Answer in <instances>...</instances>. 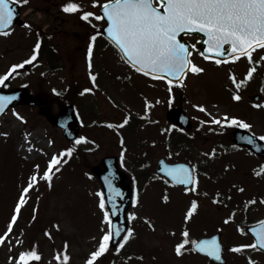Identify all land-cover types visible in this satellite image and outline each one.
Here are the masks:
<instances>
[{
	"label": "rangeland",
	"instance_id": "rangeland-1",
	"mask_svg": "<svg viewBox=\"0 0 264 264\" xmlns=\"http://www.w3.org/2000/svg\"><path fill=\"white\" fill-rule=\"evenodd\" d=\"M81 1L84 5L92 0ZM38 16H33V20ZM60 17V29H68L74 24L72 16ZM17 31L26 33L21 29ZM11 39L15 44L16 35L0 36V76L9 72L11 63L20 64L18 61L27 55L26 47L21 51L16 46L14 51L7 50ZM82 61L74 60L72 68L62 65L58 71L49 70L46 74L44 72L50 68L40 61L30 69L29 76L13 73L0 85L4 91L27 87L34 91L32 95L42 99L45 110L52 114L58 113L63 106L56 98L68 86L77 87L82 95L77 102L76 113L84 122L80 123L83 126H80L77 140L81 136L87 137L86 142H68L58 128L40 115L38 107L16 104L0 118V218L8 220L13 215L27 217V224L17 226L18 229L10 232L0 246L4 264L6 260L14 264L19 243H27L28 250L33 249L28 246L30 241L24 243V240L27 233L32 235L34 232H37L35 235L43 247L40 259L29 264H60L53 260L52 244L60 245L62 234L69 243L70 260L65 264H87L91 253L99 247L101 235L107 231L104 209L99 206L100 185L90 171L93 165L101 168L100 161L106 155H118L122 159L119 163L130 183L131 179L141 181L138 199L127 209L129 227L135 240L130 236L123 241L118 257L108 259L107 264H204V260L190 252V259L174 255V243L184 238L182 233L185 228L192 241L205 232L219 231L227 245L250 244L245 233H236V226L241 224L244 230V222L253 224L264 219V173L257 171L262 168V162L245 149L233 147L231 138L228 142L223 141L218 132L221 124L214 123L213 118L223 120L225 114L236 117L250 124L251 131L264 136V59L254 58L246 66L248 63L243 61L217 64L193 57V62L205 71L188 74L179 87L180 104L193 123V128L185 131L186 134L166 125L165 114L170 99L168 85L132 71L117 72L119 75L116 76V72L110 71V63L106 64V70L98 61H94V66L84 74ZM53 64L59 65L60 61ZM79 66L82 68L79 69ZM251 67H255L256 71L249 79L246 73ZM89 72L96 76L95 83ZM230 72L234 73L237 81H244L239 88L228 75ZM85 88H92L93 91L85 93ZM237 93L241 96L238 101L233 98ZM255 93L259 94V99L253 102L250 96ZM144 102L147 105L151 102L152 106L143 108ZM260 104L262 106L259 107ZM198 105H203L206 111ZM148 109L155 121L144 119L142 114H146ZM124 111L125 117H129L127 124L121 122L125 118ZM103 122L115 126L120 124L124 128L121 129L123 144L118 140L120 130L106 127ZM199 124H202L200 129ZM225 127V131H231L233 126ZM200 130L203 133H199ZM191 135L195 138L190 139ZM161 141L175 146L169 152L167 150L170 162L180 160L191 164L196 187L189 195L191 198L162 178L151 177L155 161L167 156ZM21 144L26 145L25 153L19 148ZM74 145L80 151L61 157L67 161L58 165L59 171L53 172L49 184L42 174L45 165L54 155ZM34 174L37 179L32 182L33 187L24 193L25 203L16 213L23 189ZM139 185L140 182L133 184L135 193ZM32 195L36 199L28 201ZM164 196L168 197L167 201ZM193 201L197 208L191 218L185 220ZM133 213L135 215L129 219ZM28 217L37 223L33 225ZM229 217L234 222H228ZM5 226V223L0 224V234L5 233ZM15 238L19 243H14ZM232 251L235 254H232L233 259L238 261L236 264H264V254L255 248ZM102 255L93 264H102Z\"/></svg>",
	"mask_w": 264,
	"mask_h": 264
},
{
	"label": "snow or ice",
	"instance_id": "snow-or-ice-1",
	"mask_svg": "<svg viewBox=\"0 0 264 264\" xmlns=\"http://www.w3.org/2000/svg\"><path fill=\"white\" fill-rule=\"evenodd\" d=\"M12 2L13 0H0V28L12 24L16 14L15 9L11 6ZM14 2L20 4L26 3L27 0H14ZM92 4L93 6L100 5V15L92 11L82 10L83 6L72 2V0L65 3L63 9L69 13L80 12L81 18L89 23L92 22L90 18L105 20L107 25L105 34L120 50L123 58L137 72L155 79L165 80L170 93L172 92L171 86L174 83L183 85L184 77L189 71L194 74L205 71L203 67L197 65L191 59L192 50L196 48V44H189L182 40L180 38L181 34H203L202 42L206 45V48L200 51V55L205 59L215 60L217 64L224 62L217 59V55L223 56L226 54L225 45L230 47L229 59L233 61L241 56H247L251 62L253 51L256 48L264 49V0H104L102 4L100 0H92ZM28 26L30 27V25ZM99 34L96 33L90 37L91 43H89L87 50L89 69L92 68L93 44ZM4 35H7V33L5 32ZM34 47L33 54L23 62L24 64H30L37 59L38 50L41 47L40 42L38 41ZM20 67H23V64H13L9 72L0 76V85L4 84ZM255 71L256 68L251 67L246 76L250 79ZM89 75L95 83L96 76L91 72H89ZM231 78L237 88L244 83L243 80L237 81L234 74ZM83 91L88 93L92 92L93 89L85 88ZM233 98L238 101L241 96L237 93ZM12 99L13 97L0 96V112L4 111L6 103ZM197 107L206 111L203 105ZM128 120L129 117H125L122 124H127ZM213 122L217 124L239 123V126L245 129L251 128V125L245 121L238 120L236 117H228L227 114H225L223 121L214 117ZM109 126L115 127L111 124ZM172 127H175V125ZM244 139H247L250 143L252 142L251 136L244 137ZM260 139L264 140V136H261ZM86 141L87 137L81 136L77 143ZM123 142V139H121L122 144ZM73 151V148H68L63 153L54 155L51 158L48 169L44 172V178L49 184L52 180V172L59 171L58 165L66 162L61 157L70 156ZM167 175L172 178L173 182L193 183V176L187 165L169 166ZM36 179L37 175L34 174L30 178L27 187L23 189V193H27L33 187L32 182ZM163 199L167 201L168 197L164 196ZM24 203L25 198L21 194L16 205V213H19L20 207ZM99 206L101 209H106L104 199L100 200ZM196 208L197 204L193 201L185 220L191 218ZM111 211L116 213L119 209L114 205ZM104 215L111 228L113 221L107 209ZM134 215L135 213L130 214L129 219ZM16 219L17 216L13 215L7 231L0 235V244L5 243ZM259 225V228L252 229V233L256 237L255 243L238 245L233 250L240 252L245 248H256L257 245L264 248V220L259 221ZM121 231L127 233L123 236V241H127L133 232L131 228L122 230L119 226L114 231H107L102 237L98 249L91 253L87 264H93L98 257L105 253L109 248L110 241L114 237L120 236ZM182 236L184 239L175 245V252L178 255L183 253L185 246L190 242L187 228L184 229ZM191 243L194 249L200 253H204L217 261L222 259V247L217 237L191 241ZM120 247H123V243L120 244ZM39 259L40 255L35 249L22 251L17 258V264H29L30 261ZM59 259H61V256L58 254L57 260ZM62 259L67 261L69 257L64 255Z\"/></svg>",
	"mask_w": 264,
	"mask_h": 264
},
{
	"label": "flooded vegetation",
	"instance_id": "flooded-vegetation-1",
	"mask_svg": "<svg viewBox=\"0 0 264 264\" xmlns=\"http://www.w3.org/2000/svg\"><path fill=\"white\" fill-rule=\"evenodd\" d=\"M68 2L69 0H27L26 3L19 4L20 8L23 9L20 25L24 28L25 35L28 37L27 44L30 52L33 53L34 46L39 41L41 47L38 50V59L63 58L68 61L69 67L72 68L74 60L85 59L87 56L88 46L91 43L90 37L93 34L100 33L93 44L92 58L96 60L99 57L102 62L108 59L121 61L125 68L118 66L111 70L115 71L116 74L121 70L129 71L131 68L105 34L107 27L105 20L90 18L92 22L89 23L81 18L80 12H66L63 5ZM72 2L82 5L81 0H72ZM103 2L104 0H100L101 4ZM85 3L82 5V10L92 11L97 15L101 14L100 5L93 6L92 1ZM36 14H39L38 18L36 17L33 20V16ZM61 15L74 18V24L70 25L72 27L60 29ZM69 40L71 42H67Z\"/></svg>",
	"mask_w": 264,
	"mask_h": 264
},
{
	"label": "water",
	"instance_id": "water-1",
	"mask_svg": "<svg viewBox=\"0 0 264 264\" xmlns=\"http://www.w3.org/2000/svg\"><path fill=\"white\" fill-rule=\"evenodd\" d=\"M15 13L16 14L13 18L12 24L10 26L0 28V32H5L12 28L13 24L16 22L17 9H15ZM196 47L204 50L206 48V45L202 41H200L196 45ZM229 54H231L230 47L226 50L225 55L223 56L217 55V58L223 60L229 57ZM0 96L13 97L12 100L6 103L5 109L4 111L0 112V115H2L6 111V109L12 104H15L18 102L19 103H30V104L35 103V101L26 94V91L24 89H21V90L18 89L10 93H2L0 91ZM46 116L48 117L51 123L58 125L62 128L63 133L67 139H73L75 137L77 133V125H76L75 118L72 115L71 107L64 108L57 115V117H52L48 114H46ZM168 116L172 121L178 123L179 125L183 127L188 126L185 116H183L182 113H180L179 111L174 110L172 113H169ZM249 136L251 135H249L245 131H241V130L234 131V140L236 142L242 143L264 156V144L253 136H251L252 137L251 143L247 139H244V137H249ZM103 164L105 165L104 171L100 172L95 168L93 170L97 173L101 181V184L103 186V189H104L106 205H107V208L109 210V213L113 221V224L111 227L112 231H114L117 226H119L123 230L125 227L124 212L129 202L130 190L124 182V178H125L124 174L119 172V170L117 169L116 162L113 157H107L103 159ZM175 165H180V164H175ZM169 166H173V165H167L165 162H163V160H160L157 165V170L163 173L164 175L168 176L167 168ZM176 183L184 185V186L188 185V184H183L181 182H176ZM114 205L119 209V211L116 213H112L111 211ZM259 226L260 225H257V226H254L248 229L249 232L252 234L254 241L256 240V237L252 233V229L259 228ZM116 239L117 237H114L112 239V242ZM257 247L264 251V248H261L260 245H257Z\"/></svg>",
	"mask_w": 264,
	"mask_h": 264
},
{
	"label": "bare ground",
	"instance_id": "bare-ground-1",
	"mask_svg": "<svg viewBox=\"0 0 264 264\" xmlns=\"http://www.w3.org/2000/svg\"><path fill=\"white\" fill-rule=\"evenodd\" d=\"M34 134H32V136H33ZM19 148L21 149V151L23 152V153H25V149H26V145L24 144H21V145H19Z\"/></svg>",
	"mask_w": 264,
	"mask_h": 264
}]
</instances>
